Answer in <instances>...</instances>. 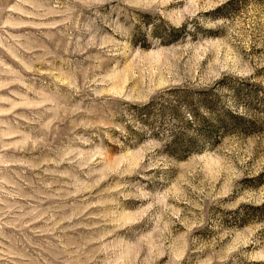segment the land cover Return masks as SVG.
<instances>
[{"label": "rangeland", "instance_id": "rangeland-1", "mask_svg": "<svg viewBox=\"0 0 264 264\" xmlns=\"http://www.w3.org/2000/svg\"><path fill=\"white\" fill-rule=\"evenodd\" d=\"M0 264H264V0H0Z\"/></svg>", "mask_w": 264, "mask_h": 264}]
</instances>
